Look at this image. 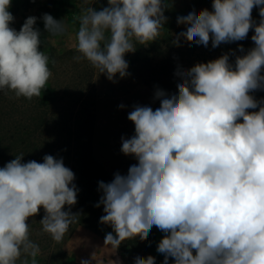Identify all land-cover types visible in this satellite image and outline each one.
Listing matches in <instances>:
<instances>
[{"label": "clouds", "instance_id": "obj_1", "mask_svg": "<svg viewBox=\"0 0 264 264\" xmlns=\"http://www.w3.org/2000/svg\"><path fill=\"white\" fill-rule=\"evenodd\" d=\"M82 2L90 6L79 17L76 59L115 82L117 74H128L125 55L135 43L161 35L165 0H107L101 10L91 6L95 0ZM11 3L0 0V91L32 99L52 75L49 56L40 50L36 17L19 31L11 26ZM42 19L48 33L65 31L63 20ZM177 22L187 26L177 44L184 37L205 47L211 40L215 48L246 39L254 28V47L236 56L234 66L225 54L177 72L176 94L158 90V108L137 105L128 113L135 134L122 138L121 151L138 163L127 175L99 183L100 223L112 229L104 244L117 251L126 240L147 239L155 226L165 233L157 247L164 264L169 257L174 264H264V101L251 95L264 89V0H213L212 11L190 12ZM22 157L0 167V264H37L40 247L30 239L28 220L41 208L39 223L55 242L78 219L70 211L78 191L73 171L52 155L42 163H22ZM135 264H155V257H136Z\"/></svg>", "mask_w": 264, "mask_h": 264}, {"label": "rangeland", "instance_id": "obj_2", "mask_svg": "<svg viewBox=\"0 0 264 264\" xmlns=\"http://www.w3.org/2000/svg\"><path fill=\"white\" fill-rule=\"evenodd\" d=\"M48 2L12 0L9 9L15 18L11 26L17 31L29 16L37 18L34 27L40 31V50L49 56L52 75L47 85L52 97L43 105L39 102L40 96L17 98L11 91H0V167L21 154L22 163L31 160L42 163L45 155H52L62 159L75 174L77 203L70 209L78 207V211H72L78 214V219L70 225L61 242H55L43 232L39 223L45 214L43 208L28 220L30 239L40 247L37 264H81L85 259L90 264H112L113 260L127 264L141 254L143 240L139 237L126 240L117 251L105 245V235L112 229L100 223L105 213L102 204L96 205L103 195L99 183H110L116 173L127 175L129 167L138 163L134 156L121 151L122 138L135 134V125L128 120V113L137 105L158 108L160 100L155 93L163 90L169 96L176 94L181 79L176 73L197 63H207L227 54L234 66L236 56L254 47L251 40L254 28L246 39L221 43L215 48L211 40L205 47L188 42L184 37H180L177 44L174 41L187 29L186 25L178 24V17L190 12L199 14L205 8L212 11L213 0H165L166 20L161 35L147 45L135 43V51L125 55L128 74L123 78L117 74L113 82L86 59L77 60L81 54L72 46L82 10L90 5L79 2L59 7L57 3L47 6ZM106 6L107 0H104L101 9ZM44 14L63 20L65 31L58 35L48 33L42 19ZM252 18L259 23V7L253 8ZM261 74L264 75V70ZM251 95L264 101V89ZM88 156L90 174L86 170ZM87 174L89 177H84ZM64 210L68 211L69 206ZM164 235L158 229L152 248L145 253V258L155 257V264H164V255L157 251ZM168 264H174V259L169 257Z\"/></svg>", "mask_w": 264, "mask_h": 264}, {"label": "trees", "instance_id": "obj_3", "mask_svg": "<svg viewBox=\"0 0 264 264\" xmlns=\"http://www.w3.org/2000/svg\"><path fill=\"white\" fill-rule=\"evenodd\" d=\"M53 1V2H52ZM104 0H95V2L92 4V7L95 8L96 10H100L102 7V3ZM82 2V0H49L47 6H50L53 3H57L58 6H65V5H69V4H75V3H79ZM52 97V90L51 88L46 84L45 89L42 90L41 95H40V99L39 102L41 104H46V102ZM86 170L88 171V173L90 174L91 171V167L89 166V163H91V160L89 159V156L86 157ZM87 173V172H86ZM89 174L84 175V177L88 178ZM81 179H84L83 176ZM83 191V190H81ZM84 192V191H83ZM82 192V193H83ZM83 196V194H82ZM81 196V197H82ZM74 210L78 211V207H74ZM73 209H70V211L74 212ZM157 230L158 228H156L155 226H153V228L151 229L147 239L143 240L141 243V254L138 257H143L145 258V253L148 252V250H150L152 248V245L154 243V240L156 238V234H157ZM136 259V258H135ZM135 259L130 261L127 264H135Z\"/></svg>", "mask_w": 264, "mask_h": 264}]
</instances>
